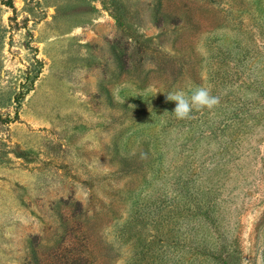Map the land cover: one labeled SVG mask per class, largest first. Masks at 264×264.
Wrapping results in <instances>:
<instances>
[{
    "label": "rangeland",
    "instance_id": "obj_1",
    "mask_svg": "<svg viewBox=\"0 0 264 264\" xmlns=\"http://www.w3.org/2000/svg\"><path fill=\"white\" fill-rule=\"evenodd\" d=\"M0 264H264V0H0Z\"/></svg>",
    "mask_w": 264,
    "mask_h": 264
},
{
    "label": "clouds",
    "instance_id": "obj_2",
    "mask_svg": "<svg viewBox=\"0 0 264 264\" xmlns=\"http://www.w3.org/2000/svg\"><path fill=\"white\" fill-rule=\"evenodd\" d=\"M167 100L175 102L174 115L179 120L190 118L193 110L213 109L220 103V97L211 94L210 88L196 86L189 92L175 91L167 95Z\"/></svg>",
    "mask_w": 264,
    "mask_h": 264
},
{
    "label": "trees",
    "instance_id": "obj_3",
    "mask_svg": "<svg viewBox=\"0 0 264 264\" xmlns=\"http://www.w3.org/2000/svg\"><path fill=\"white\" fill-rule=\"evenodd\" d=\"M184 182V184H185V182H186V180L185 181H183ZM184 186L185 185H183V184H179L178 182H176V179L174 178V181H173V183H172V187L175 189V191H177V192H180V190H184V191H186V189L188 188H186V189H182V188H184ZM198 206V205H197ZM207 218H208V216H207ZM210 221V220H209ZM211 225H213L214 226V231H217L218 229H217V227H216V225H215V223H213L212 222V224ZM199 244H197V246H198ZM197 248V247H196ZM199 248H201L202 249V247H200V245H199ZM198 249V248H197Z\"/></svg>",
    "mask_w": 264,
    "mask_h": 264
}]
</instances>
